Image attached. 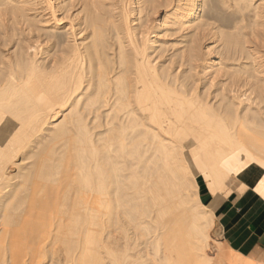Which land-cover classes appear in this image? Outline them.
Instances as JSON below:
<instances>
[{"label": "bare ground", "instance_id": "6f19581e", "mask_svg": "<svg viewBox=\"0 0 264 264\" xmlns=\"http://www.w3.org/2000/svg\"><path fill=\"white\" fill-rule=\"evenodd\" d=\"M256 197L264 0H0V264H264Z\"/></svg>", "mask_w": 264, "mask_h": 264}, {"label": "crops", "instance_id": "0c3cea01", "mask_svg": "<svg viewBox=\"0 0 264 264\" xmlns=\"http://www.w3.org/2000/svg\"><path fill=\"white\" fill-rule=\"evenodd\" d=\"M201 198L203 200L202 196ZM243 207L245 209H242ZM217 210L218 219L226 225L225 229L220 232L222 236L220 240L232 250L251 260L264 262L263 201L257 197L238 200L232 204H222Z\"/></svg>", "mask_w": 264, "mask_h": 264}, {"label": "rangeland", "instance_id": "374dc122", "mask_svg": "<svg viewBox=\"0 0 264 264\" xmlns=\"http://www.w3.org/2000/svg\"><path fill=\"white\" fill-rule=\"evenodd\" d=\"M200 191H201V194L203 195L202 197H203V203H209L210 201H211V196L207 193V191L203 188V187H201V189H200ZM207 193V194H206ZM205 197V198H204ZM230 201V202H229ZM232 202H234L233 200H228V201H226V200H221V202H219L218 203V205L216 206V210H215V214H216V216H217V212H218V208H219V206L220 205H222V204H232ZM217 218V221L218 222H220V220L218 219V216L216 217ZM221 223V222H220ZM214 233H212V235H213ZM213 237H215V238H218V239H220V234L219 235H217V234H214L213 235Z\"/></svg>", "mask_w": 264, "mask_h": 264}]
</instances>
